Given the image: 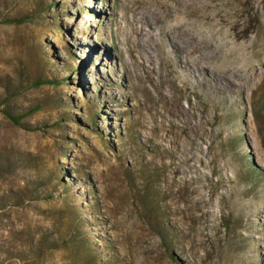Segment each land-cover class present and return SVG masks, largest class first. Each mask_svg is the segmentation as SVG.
<instances>
[{
  "label": "rangeland",
  "instance_id": "obj_1",
  "mask_svg": "<svg viewBox=\"0 0 264 264\" xmlns=\"http://www.w3.org/2000/svg\"><path fill=\"white\" fill-rule=\"evenodd\" d=\"M263 113L264 0H0V264H264Z\"/></svg>",
  "mask_w": 264,
  "mask_h": 264
},
{
  "label": "trees",
  "instance_id": "obj_2",
  "mask_svg": "<svg viewBox=\"0 0 264 264\" xmlns=\"http://www.w3.org/2000/svg\"><path fill=\"white\" fill-rule=\"evenodd\" d=\"M75 70H77V68H75ZM46 83H49V82H51V81H49V80H47V81H45ZM52 82H55L56 84H58V82H60V80H54V81H52ZM263 121H264V113H263ZM12 120H14V121H18L19 120V117H10ZM256 119H257V117H256ZM258 130H259V134H260V138H261V143H262V145H263V147H264V127H259L258 128Z\"/></svg>",
  "mask_w": 264,
  "mask_h": 264
},
{
  "label": "bare ground",
  "instance_id": "obj_3",
  "mask_svg": "<svg viewBox=\"0 0 264 264\" xmlns=\"http://www.w3.org/2000/svg\"><path fill=\"white\" fill-rule=\"evenodd\" d=\"M153 14V13H152ZM149 16H151L150 15V13L148 12V13H145V18L147 19V21L149 22L150 21V19H149ZM151 40H153V37H149V38H147L146 39V43H147V45H149V41H151ZM130 43V42H129ZM134 48V47H133ZM134 49H132V51H133ZM149 59H151V57H149Z\"/></svg>",
  "mask_w": 264,
  "mask_h": 264
}]
</instances>
